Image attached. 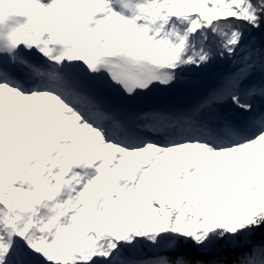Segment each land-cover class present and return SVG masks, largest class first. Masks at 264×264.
Listing matches in <instances>:
<instances>
[{
    "label": "snow or ice",
    "instance_id": "6c2138e0",
    "mask_svg": "<svg viewBox=\"0 0 264 264\" xmlns=\"http://www.w3.org/2000/svg\"><path fill=\"white\" fill-rule=\"evenodd\" d=\"M0 264H264V0H0Z\"/></svg>",
    "mask_w": 264,
    "mask_h": 264
}]
</instances>
